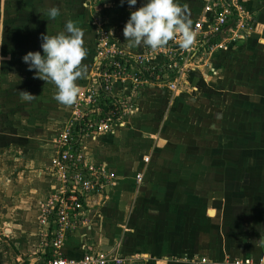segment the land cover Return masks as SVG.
<instances>
[{"label":"crops","instance_id":"crops-1","mask_svg":"<svg viewBox=\"0 0 264 264\" xmlns=\"http://www.w3.org/2000/svg\"><path fill=\"white\" fill-rule=\"evenodd\" d=\"M242 2L254 20H259L256 34L264 35V0ZM87 5V0H0V55L6 52L0 60V153H4L0 162V264H13L9 259L16 258L34 262L44 253L51 254V225L44 221V208L62 188L54 166L56 141L85 109L86 94L92 93L85 85L89 81L98 85L102 57L94 49L87 54L86 72L76 81L80 93L72 105L58 103L55 85L34 78L35 70L29 71L22 57L36 51L43 55L41 34L64 31L65 18L82 17L79 14ZM52 6L61 10L54 21L47 16ZM202 7L203 0L199 13ZM108 15L112 18L111 12ZM260 39L264 46V38ZM228 48L205 53L212 55L206 62L217 76V85L224 82L221 69L235 63ZM226 80L231 87L233 81ZM125 89L122 94L130 91ZM21 91L36 98L23 101ZM139 102L134 117L129 118L134 125H121L112 135L104 132L86 141L85 163L107 168L116 179L102 195L88 199L84 219L68 234L60 253L71 259L100 253L122 264H229L242 257L256 262L264 259V106L259 114L258 144L245 147L256 153L247 156L246 170L239 171L235 157L224 152L219 156H155L158 145L150 149L155 141L141 140L150 132L142 126L138 129L137 116L144 114L141 98ZM198 139L201 144L204 138ZM138 175L143 176L140 183Z\"/></svg>","mask_w":264,"mask_h":264},{"label":"rangeland","instance_id":"rangeland-1","mask_svg":"<svg viewBox=\"0 0 264 264\" xmlns=\"http://www.w3.org/2000/svg\"><path fill=\"white\" fill-rule=\"evenodd\" d=\"M87 1L88 5L83 6L85 10L79 14L82 17H76V14H74L76 20L72 19L77 26L83 27L84 46L91 49V52L88 51L87 54H93L94 51L92 50L94 49L98 53L108 55L114 52V49L121 51L126 47L125 54L133 57V59L141 62L155 63L157 60L160 62L156 66H148L147 63L142 64L141 72L144 77L141 83L138 84L141 87L140 89L132 80L133 77H130V75H134L132 70H130V74L123 75L126 79H118L114 84L116 97L121 98L123 95L121 101H130L131 105L138 107L137 102L141 98L142 104L140 105L142 109L140 110H143L144 114L137 116L139 119L137 122L138 129L142 126L150 132L148 135L144 134L146 139L141 140L155 141L153 146L150 147L153 150L158 145V150L155 148V156H200L206 154L219 156L224 152L225 155L235 157L234 160L237 161L235 165L240 168L239 171L246 170L245 168L248 166L247 156L255 155L256 152L254 149L253 152L245 147H255L258 144L260 137L259 114L260 109L264 106V46L260 45L261 43L259 44L262 41L260 38H264V35L256 34L259 20L255 21L251 17L252 20L249 19L250 26L243 28L244 38L230 40L226 43L230 55L233 51L232 57L235 56L233 58L235 63L230 66L228 64L221 69L220 75H222L224 82L217 85V76L209 70L210 65L206 62L212 55L206 54L196 58L192 66L194 69H188L184 77L181 76L179 81L175 83L173 80L179 75L173 74L170 76L160 68L166 61L163 55L162 57L160 53H155L156 58L149 59L150 53L148 51L151 49L148 47L138 53L132 52L135 47L129 46L123 35V29L130 18V12L138 10L146 0H138L137 4L131 8L127 3L121 6L120 0ZM201 1L177 0L182 7L187 9V15L191 19L192 25L200 15ZM41 11L44 12L45 9L42 7ZM108 12L112 13V18L109 17ZM248 12L250 11L248 10ZM118 18L121 19L120 22ZM68 19L71 20V18ZM68 19L65 18L62 22V30ZM56 25H58V21ZM230 34L228 33V37L231 36ZM247 38L250 39L249 42H246ZM243 42L247 43V47L242 46ZM250 51L253 54H249ZM3 58H6V52H3V55L1 53L0 60ZM134 69L136 72V66H134ZM100 72L101 66L99 65L97 78ZM191 72L193 73L191 74ZM226 78L233 81L231 87L230 83H226L228 81ZM170 82L175 83L176 87L171 86L173 84H170ZM85 86L88 88V92L92 93L90 96L86 94L84 107L88 108L90 105L96 107V103L92 101L95 98L94 93L97 95L100 91V85H95V81H89ZM126 87L131 92L127 91V93L122 94ZM89 108L94 109L92 106ZM100 110L103 111V108ZM134 115L132 116L130 113L129 117L124 116L122 119L126 118V121L124 120L118 127L114 125V131H118L121 125L123 127L127 126V128L131 123L134 125L132 120L129 119ZM68 118L70 119L71 116H68ZM120 121H116V124H119ZM246 129L249 132H246ZM1 131L7 133L5 129ZM64 133L66 131L61 133L60 137ZM109 133L112 135L113 132L110 131ZM60 137L56 141V146ZM198 137L204 138L201 144H199ZM91 138V135H88L79 139L78 146L82 147L81 150L87 146L86 141ZM118 138L123 139L121 135ZM45 139L48 140L49 144V137ZM202 147H208L207 151L201 149ZM2 154L4 153H0V162L2 161ZM9 260L11 262L15 261L13 264L29 263L26 258Z\"/></svg>","mask_w":264,"mask_h":264},{"label":"built area","instance_id":"built-area-1","mask_svg":"<svg viewBox=\"0 0 264 264\" xmlns=\"http://www.w3.org/2000/svg\"><path fill=\"white\" fill-rule=\"evenodd\" d=\"M251 17L242 0H203L200 16L192 25L196 33L194 43L187 49L180 48L177 34V38L169 41L167 45L155 51L149 50L148 58H156L155 53L163 55L166 61L160 68L170 76L179 75L173 80L176 83L181 76L184 77L188 69H191L198 56L213 50L227 49L228 41L243 39V28L250 26ZM228 33H231V36L223 38ZM100 55L103 57L100 61L101 72L97 79L100 91L97 95L94 93L95 98L92 101L96 103V107L89 104L94 109L89 106L82 110L58 140L54 166L60 176L62 188L58 195L49 199L44 208V221L51 225L49 240L51 254L44 253L39 261L28 264H122L120 259L100 253H87L79 259L67 258L60 253L68 234L79 220L84 219L83 213L88 199L94 194L102 195L107 184L116 179V174L107 168L85 163L82 147L78 146L79 139L88 135L96 137L100 133L113 132L116 121L122 120L123 116L130 113L134 114L137 110L135 105L116 97L115 82L118 79H126L123 75L130 74L132 70L134 75L130 77H133L132 80L138 85L144 77L141 72L142 64L147 63L148 66L160 64L158 60L155 63L141 62L115 49L108 55L104 53ZM172 82L170 84H173ZM175 83L171 86L176 87ZM101 88L104 93H101ZM110 101H113L115 111L106 114L100 109ZM145 161L148 162L149 157H146ZM142 179V175L137 176L139 183ZM229 264H264V259L256 262L252 257H242L232 260Z\"/></svg>","mask_w":264,"mask_h":264},{"label":"clouds","instance_id":"clouds-1","mask_svg":"<svg viewBox=\"0 0 264 264\" xmlns=\"http://www.w3.org/2000/svg\"><path fill=\"white\" fill-rule=\"evenodd\" d=\"M138 0H120L131 8ZM61 14L59 7L47 10L49 20H55ZM179 34V47L189 48L195 40L192 21L187 9L177 0H146L138 10L130 12V18L123 29L127 44L134 47H148L155 51L176 39ZM40 51L28 52L22 61L29 71H34V78L55 85L54 99L63 105H72L80 93L76 81L83 78L87 65L83 63L87 56L84 47V32L72 20L65 23L64 31L50 36L41 34ZM23 101L31 102L36 97L27 92H19Z\"/></svg>","mask_w":264,"mask_h":264},{"label":"trees","instance_id":"trees-1","mask_svg":"<svg viewBox=\"0 0 264 264\" xmlns=\"http://www.w3.org/2000/svg\"><path fill=\"white\" fill-rule=\"evenodd\" d=\"M101 93H104L103 88H101ZM112 102H113V101L108 102L107 105L103 107V111H104V113L107 114V113H109L110 111H115V107L113 106V103H112Z\"/></svg>","mask_w":264,"mask_h":264}]
</instances>
